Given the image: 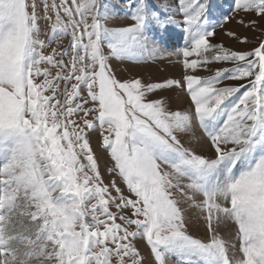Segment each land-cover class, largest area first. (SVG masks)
Returning a JSON list of instances; mask_svg holds the SVG:
<instances>
[{"label": "snow or ice", "instance_id": "snow-or-ice-1", "mask_svg": "<svg viewBox=\"0 0 264 264\" xmlns=\"http://www.w3.org/2000/svg\"><path fill=\"white\" fill-rule=\"evenodd\" d=\"M0 264H264V0H0Z\"/></svg>", "mask_w": 264, "mask_h": 264}, {"label": "rangeland", "instance_id": "rangeland-1", "mask_svg": "<svg viewBox=\"0 0 264 264\" xmlns=\"http://www.w3.org/2000/svg\"><path fill=\"white\" fill-rule=\"evenodd\" d=\"M159 2V0H150V3H152L153 5L157 4ZM217 3H223L224 7L227 8V4L229 3V0H216ZM119 7V5H118ZM178 20L182 19V17H177ZM112 24L114 25H119V26H127L128 24L132 23V21L126 17H116L111 21ZM228 27L238 31L242 36H253L254 34L251 32H247L246 30H244L243 28H239L235 25V23L229 25ZM213 39L214 43H222L224 46L232 49V50H245V49H250L252 47H254V44H248V45H240L238 43H236L232 38L227 37L224 35V29L222 28H218L216 31V35ZM69 43V38L65 37V38H61L58 40V44L60 48L66 47ZM170 44L173 47H170L168 49L169 53H174L176 51V47L175 46H179L182 47L184 45V39H183V35L181 32L180 28H173L172 29V39L170 41ZM52 47H57V43H53ZM182 57L177 56V55H168L166 54L165 57L163 59L160 60H156V61H149L147 64L142 65L141 67L135 69L132 72V75L137 77V78H142V80L144 82H148L149 79H151L152 81H162L164 78H172V77H176L178 78L181 73H182V64L179 63L178 61L181 60ZM110 63L112 64L114 69H117L116 71V75L121 78L124 79L125 75L124 72L122 71L123 67L129 65V64H133L135 63V61H121L117 58H111ZM233 65L231 64H214L211 67L213 68V71L216 68L219 67H227V68H231ZM199 75L201 76H209L212 73L207 72V71H199L198 72ZM225 84H233L236 82L233 81H225ZM224 86V85H221ZM182 100L185 99V101H180V102H176L173 101L172 103V107L174 109H183L184 107L187 106L188 104V99L187 97H181ZM93 147L95 148L96 145L94 144ZM199 151V149H198ZM101 170H103L101 168ZM105 181H107V177H105ZM123 186V185H121ZM235 225L234 224H230L228 229H225L224 232H227L229 230L235 229ZM190 234H192L194 237L199 238L203 235V231L199 230V229H189ZM227 238V237H226ZM142 251L146 252V249H142ZM175 259V258H173Z\"/></svg>", "mask_w": 264, "mask_h": 264}, {"label": "bare ground", "instance_id": "bare-ground-1", "mask_svg": "<svg viewBox=\"0 0 264 264\" xmlns=\"http://www.w3.org/2000/svg\"><path fill=\"white\" fill-rule=\"evenodd\" d=\"M181 101H185V99L184 100L181 99Z\"/></svg>", "mask_w": 264, "mask_h": 264}]
</instances>
